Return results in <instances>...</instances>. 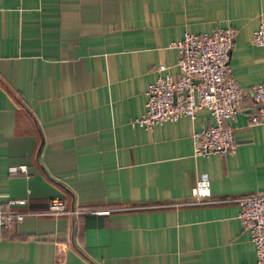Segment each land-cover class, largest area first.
<instances>
[{"label": "crops", "instance_id": "0c3cea01", "mask_svg": "<svg viewBox=\"0 0 264 264\" xmlns=\"http://www.w3.org/2000/svg\"><path fill=\"white\" fill-rule=\"evenodd\" d=\"M264 0H0V204L27 199L0 227V264H258L239 219L264 191V123L251 95L235 118L236 150L197 156L208 109L151 129L157 68L176 78L186 32L235 29L230 64L246 91L264 83L254 32ZM27 174H11L12 166ZM212 197L192 198L200 178ZM69 211L49 215L52 199Z\"/></svg>", "mask_w": 264, "mask_h": 264}, {"label": "built area", "instance_id": "2783aa9c", "mask_svg": "<svg viewBox=\"0 0 264 264\" xmlns=\"http://www.w3.org/2000/svg\"><path fill=\"white\" fill-rule=\"evenodd\" d=\"M235 29L218 28L212 32L194 34L186 32L173 43L179 51L176 78L168 73V66L157 68V78L147 89L145 113L132 121L133 126L151 129L163 123L174 122L183 117L195 119L197 112L209 110L214 124L194 135L197 156L212 153H234L236 139L234 129L227 123L238 113L244 99L251 95L258 105V113L251 116L252 124L264 123V83L256 84L246 91L237 83L230 64L235 47ZM254 43L264 52V19L254 32ZM264 63V62H263ZM11 174H27V166H12ZM208 178L197 180L192 198L203 201L212 197ZM27 199H12L7 206L0 204V227H10L25 220L23 212L10 208L26 206ZM240 213L244 228L250 233L256 248L258 264H264V191L240 199ZM108 213V211H69L65 202L52 199L48 205L49 215Z\"/></svg>", "mask_w": 264, "mask_h": 264}]
</instances>
